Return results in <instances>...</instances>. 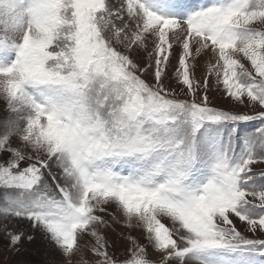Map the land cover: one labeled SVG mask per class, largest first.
<instances>
[{
	"label": "snow or ice",
	"instance_id": "6c2138e0",
	"mask_svg": "<svg viewBox=\"0 0 264 264\" xmlns=\"http://www.w3.org/2000/svg\"><path fill=\"white\" fill-rule=\"evenodd\" d=\"M0 99L9 247L27 221L63 264H264V0H0Z\"/></svg>",
	"mask_w": 264,
	"mask_h": 264
},
{
	"label": "rangeland",
	"instance_id": "374dc122",
	"mask_svg": "<svg viewBox=\"0 0 264 264\" xmlns=\"http://www.w3.org/2000/svg\"><path fill=\"white\" fill-rule=\"evenodd\" d=\"M142 56L143 54H139L137 57H134V59H137L138 63L143 64ZM207 60L208 57L205 56L199 62V70L196 73L198 79L203 78V69ZM173 63H175V60H173ZM165 83L168 84V81ZM211 83L212 87L208 93L211 106L228 111H244V109L237 108L230 101L224 99L223 95L216 91L215 81H212ZM169 86L177 91L179 90L178 86L174 83ZM8 118L10 117H8L6 111V104L2 99H0V119ZM11 118L15 119L14 117ZM259 126H262L259 122L242 126L240 134L241 136H247L249 133L255 131V129ZM253 171L260 173L264 171V168L256 166ZM108 212H111L116 219L113 220L106 215L101 216V218L109 225L108 228L102 230V235H104L107 243L111 246L109 249L110 253H114L120 260H123L126 256L127 249L130 247L127 238L132 237L139 243L140 246H144L146 243L144 234L135 226L132 229L123 227L122 225L124 224V220L116 212L114 207L108 208ZM97 215L101 214L97 213ZM234 223L242 235H245L248 239L254 238L247 233L246 226L240 224L239 222L234 221ZM9 228L15 233L22 234L24 240L17 247H9L7 238L0 235V264H63L60 253L47 241L43 233L33 229L27 221L9 222ZM29 237H31V241H29ZM255 238L264 239V236H258ZM89 243H91V241H89ZM76 259L77 258H74V261Z\"/></svg>",
	"mask_w": 264,
	"mask_h": 264
}]
</instances>
